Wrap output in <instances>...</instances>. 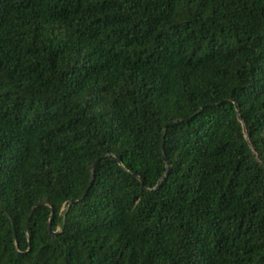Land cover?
Segmentation results:
<instances>
[{
    "label": "trees",
    "instance_id": "obj_1",
    "mask_svg": "<svg viewBox=\"0 0 264 264\" xmlns=\"http://www.w3.org/2000/svg\"><path fill=\"white\" fill-rule=\"evenodd\" d=\"M0 264H264V0H0Z\"/></svg>",
    "mask_w": 264,
    "mask_h": 264
},
{
    "label": "water",
    "instance_id": "obj_2",
    "mask_svg": "<svg viewBox=\"0 0 264 264\" xmlns=\"http://www.w3.org/2000/svg\"><path fill=\"white\" fill-rule=\"evenodd\" d=\"M78 201H80V200H73L72 201V204L73 203H75V202H78ZM52 214H54V210L52 209ZM32 215H33V213H31V215H30V217H32ZM52 220L50 221V223H49V230H50V233L52 234V235H58L59 234V231H56V232H54L53 230H52Z\"/></svg>",
    "mask_w": 264,
    "mask_h": 264
}]
</instances>
